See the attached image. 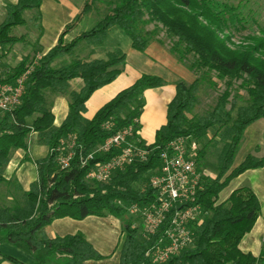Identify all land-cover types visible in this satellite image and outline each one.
Segmentation results:
<instances>
[{"label": "trees", "instance_id": "trees-1", "mask_svg": "<svg viewBox=\"0 0 264 264\" xmlns=\"http://www.w3.org/2000/svg\"><path fill=\"white\" fill-rule=\"evenodd\" d=\"M97 1L109 6L106 16L94 27L65 43L66 35L74 31L93 11ZM234 1V2H232ZM249 0H86L77 16L68 24L59 43L43 55L25 83L20 105L0 115V184L14 187L21 200L14 197L15 206L0 204V264H86L103 257L81 233L51 238L46 229L53 221L71 218L81 221L88 217L113 216L122 220L125 240L120 264H153L146 257L155 237L143 239L139 233L140 219L129 217L127 208L132 204L148 205L155 200L156 192L150 179L161 167L160 154L172 141L192 137L201 145L198 164L203 166L210 146L222 144L216 162L215 177H204L196 204L202 211V223L193 225L195 241L166 264H261L251 254H244L239 245L249 234L258 218L261 207L249 186L233 191L220 203L221 193L232 180L249 170L264 168V156L249 155L237 167L235 160L244 139L245 131L264 119V29L253 44L233 48L231 37L246 29L243 11ZM42 0H18L6 6V15L0 25V48L3 57L25 36L13 35L24 27L25 13L35 12L32 21H41ZM248 19H250L248 17ZM154 25L153 30H147ZM239 25L241 28H239ZM121 30L129 39L133 50L146 53L151 41L162 31L172 40L173 56L197 76L191 83L175 84V96L167 106V122L157 130L154 142L147 144L139 135V146L148 150L146 161L136 162L123 172L115 174L108 183L89 181L87 173L96 162H107L112 154L96 155L87 167L82 168L80 157L86 158L117 130L129 127L140 120L148 90L160 89L166 82L157 76L144 75L131 87L118 93L105 104L92 119L86 117L87 104L93 94L113 83L126 65L121 51L107 54L105 59L76 60L60 68L54 63L75 53L80 43L101 46L112 29ZM35 56L27 55L13 68H8L6 82L20 77L32 64ZM213 76L215 80H213ZM81 81L79 91L70 92L72 82ZM225 83V90L214 107L190 120L200 96ZM236 83L247 92L245 104L239 105L233 97ZM66 96L69 113L60 127L54 125L49 98ZM113 122L115 129L104 128ZM141 130L140 125H134ZM215 135L208 140L209 132ZM36 134L40 144L49 149L46 158L34 161L38 180L28 192L13 182L6 181L4 171L18 150L28 156V138ZM75 136L77 147L71 169L61 171L56 163L55 149L62 139ZM15 183V184H14ZM14 196V197H13ZM16 250L29 261L10 255L2 248Z\"/></svg>", "mask_w": 264, "mask_h": 264}, {"label": "crops", "instance_id": "crops-1", "mask_svg": "<svg viewBox=\"0 0 264 264\" xmlns=\"http://www.w3.org/2000/svg\"><path fill=\"white\" fill-rule=\"evenodd\" d=\"M17 2L18 0H12L11 4L15 5ZM40 11L42 23L47 25L46 21H48V24L51 27L50 35H47L45 30L44 35L41 37L42 42L40 46L44 47V49H39V53L45 55L56 46V42L59 40L64 28L72 22V20L79 13L80 9H77L75 5L65 0H42ZM111 31L109 32L108 36L110 35ZM68 36L69 35H66L64 40H68ZM46 39L49 41V43H45ZM124 50H126L127 54L130 56L128 58L127 54L125 55L122 52L126 56V65H128L126 67L127 71L130 70V67L133 68V65H136V62L141 65V67L139 66L140 70H138V73L148 68V58L143 56L144 54L133 50L130 41L129 44H125ZM124 75L125 74L122 72V74L113 83L93 94L87 104L88 111L86 117L88 119H92L95 114L105 104L111 101L118 93L131 87L138 79L142 77L137 74H135L136 77L134 76L133 78H129L128 76L124 77ZM147 75L160 77L165 82H174V80H176L174 74L170 73V71H168L166 68L158 65L155 61H153V64L149 66ZM78 83L77 91H79L82 87L81 81ZM145 94L148 103H146L144 112L140 118V136L145 142H147V144H151L154 142V139L151 141L149 136H147V132L148 130H152L155 131L156 134L157 130L166 124L167 107L165 106L171 102L170 101L167 103L171 96L172 99L174 98L175 86L171 88L167 87L166 85L160 89L148 90ZM95 97H100L99 100L102 103L100 105L96 101L95 104H97V107L94 109V111H92V113H89V105ZM109 97L112 99L109 101H104L106 100L105 98ZM51 111L55 118L54 125L56 127H60L66 120L69 113V103L67 97L54 96L51 101ZM164 111H166L165 114ZM30 136L33 137V140L31 143H28L29 148L27 153L32 159V162L25 160V151L18 150L13 154L8 166L4 171L5 180L15 181L21 187L23 192H28L32 184L38 180L37 167L34 164V161L44 159L49 154L48 147L39 143L36 134H32ZM243 141V144H241L243 147H240L239 153L235 160V167L239 166L249 155H255L258 157L264 156V119L254 123L245 131ZM242 186H249L257 196L261 207V213L253 230L241 241L239 249L244 254H251L254 257H258L262 253L261 240L264 237V168L249 170L236 179L232 180L227 187L232 189L224 199L220 198L219 202H225L233 193V191L239 189ZM46 232L51 238H55L57 236L65 237L68 235H75L80 232L103 257V259L100 261H89L86 264H120L125 233L119 219L113 216L104 218L91 216L81 221L73 220L71 218L58 219L53 221ZM13 251V254H18L19 259L27 260V262L29 261L27 256L22 255L16 250ZM2 264L10 263L4 262Z\"/></svg>", "mask_w": 264, "mask_h": 264}, {"label": "built area", "instance_id": "built-area-1", "mask_svg": "<svg viewBox=\"0 0 264 264\" xmlns=\"http://www.w3.org/2000/svg\"><path fill=\"white\" fill-rule=\"evenodd\" d=\"M42 57L43 54H38L20 77L8 83V68L4 66L0 48V115L13 112L20 105L25 83ZM134 125H140V120L136 119L129 127L117 130L86 158L80 157L81 167L85 168L96 155L112 154L107 162L94 164L87 173L89 181L108 183L115 174L123 172L128 166L147 160L149 152L138 145L140 140L135 137L140 136V130H136ZM104 128L113 131L115 124L107 122ZM76 147L75 136L60 141L55 152L56 163L61 171L71 169ZM200 151V143L192 137H180L170 142L160 154V169L150 179V187L156 192L155 200L145 206L132 204L127 208L129 217L140 219L145 226L142 238H156L146 252V257L153 264L168 263L195 241L192 227L199 226L203 216L196 198L202 190L203 178L210 177L204 167L198 164ZM261 244L262 253L255 258L262 259L261 264H264V237Z\"/></svg>", "mask_w": 264, "mask_h": 264}, {"label": "rangeland", "instance_id": "rangeland-1", "mask_svg": "<svg viewBox=\"0 0 264 264\" xmlns=\"http://www.w3.org/2000/svg\"><path fill=\"white\" fill-rule=\"evenodd\" d=\"M11 1L12 0H0V25L3 23L5 19L6 6L8 4H11ZM65 1L72 3L73 5L77 7V9H81L85 5V2H86V0H65ZM244 4H245V10L243 11V13H244V18L245 19L247 18L245 22H248V24L245 25L246 29L241 30L240 32H235L232 35L231 41L233 43V48L242 46V45L247 46L249 44L250 45L253 44V41L251 40L252 38L261 37V32H260L259 27L264 29V0H249L247 3L244 2ZM108 12H109V6L107 5V3L103 1H97L93 8V11L86 16V18L80 24V26L77 29H75L71 34H68L69 35L68 40H64L65 43H70L75 38L81 36L83 33L90 31L97 22H99L101 19H103L106 16ZM40 14H41V11H40ZM35 15H36L35 12L25 13L24 18L27 21L26 26L19 27L14 30L13 35L18 36V37L25 36V41L16 45L9 52V54L3 58L4 66L6 68L15 67L21 61V58L24 56H27V55L37 56L39 53V49L41 50L44 49V47L40 46L42 42L41 37L44 35L45 30H46L47 35H50L51 27L48 24V21H46L48 26L45 25V23H42V21H40L38 24H35L31 20L32 17H34ZM248 17L250 19H248ZM147 28H148L147 30H153L154 25H150ZM239 28H241L240 25H239ZM157 37L158 38H154L151 41L146 53H142L144 54L143 56L147 57L149 60L148 68L142 72H139L140 73L139 74L138 70H140L139 66L141 67V65L138 62H136V65H133V68L130 67V70L128 71L126 70V67L128 65H125L122 68L123 70L122 72L123 74H125L124 77L128 76L129 78H133L134 76L136 77L135 74L140 75V76L147 75L149 66L153 64V61H155L158 65L166 68L168 71H170V73L174 74L176 78L174 82L166 81L167 87L173 88L175 84L178 82L191 83L192 81H194V79L197 77L194 74V72L190 71L184 63H181L178 60V58L176 56H173V54L171 53L170 47L173 44L172 40L169 39L162 31L159 32V35ZM249 37H251V39L246 40V38H249ZM59 40L56 42V45L59 43ZM45 43H49V41L46 39ZM125 44H129V39L126 37V35H124V33H122L119 29H113L110 35L108 36V38L106 39V41L103 43V45L94 47V46H88L84 42L80 43V45L78 46L77 50L75 51L73 55L66 56L64 58L57 60L54 63V68H60L76 60L90 61V60H95V59H105L108 53L114 52V51H121L126 55L127 52L126 50H124ZM127 57L128 58L130 57L129 54H127ZM213 80L216 81L214 76H213ZM78 82L79 81L72 82L70 92L77 91L78 84H79ZM234 87L235 89L233 90V97L236 98L237 103L239 105L245 104V99L247 98L246 90L240 87V83H236ZM224 90H225V83L217 82L216 88L209 89L206 93H203L199 98L197 106L193 109V111L189 115L190 120H193L197 118L198 116H201L205 112L210 111L214 107L217 97L221 93H223ZM53 97L54 96L49 98L50 103ZM99 98L100 97H95L93 101H91L89 105V113H92V111H94V109L97 107V104H95L96 101L98 104L101 105L102 102L99 100ZM105 99L106 100L104 101H109L112 98L109 97ZM143 99L145 103H148L146 94H144ZM171 100H172V96L168 100L167 103H169ZM68 103H69V99H68ZM167 105L165 107H167ZM165 112L166 111H164V114ZM154 134H155V131H152V130L151 131L148 130L147 132V136H149L151 141H153L154 139ZM214 135H215V132L210 131L208 140H211L214 137ZM32 138L33 137L31 136L28 138V143H31V141L33 140ZM221 149H222V144H219L217 147L210 146L207 157L204 160L203 167L207 171V173L210 175L211 178L212 177L214 178L216 175V170H217L216 162L221 152ZM231 189L232 188L229 187L224 192H222V194L220 195V198L224 199L229 194ZM13 193L15 196L13 197L15 199L21 200L20 193L15 192L14 187L12 188L9 187L8 189L7 185L0 184V204H2L3 206H7V207L15 206V201H13L12 197L10 198V196H12ZM119 221L122 224V220L119 219ZM138 228H139V233L142 236L145 232V226L143 224H139ZM46 230H48V228ZM2 250L10 255L14 253V251L9 248L3 247ZM13 255L16 257H19L18 254L17 255L13 254Z\"/></svg>", "mask_w": 264, "mask_h": 264}]
</instances>
